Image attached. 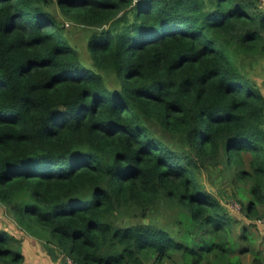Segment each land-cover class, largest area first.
<instances>
[{
	"label": "trees",
	"instance_id": "trees-1",
	"mask_svg": "<svg viewBox=\"0 0 264 264\" xmlns=\"http://www.w3.org/2000/svg\"><path fill=\"white\" fill-rule=\"evenodd\" d=\"M257 58L263 0H0V203L79 264H264ZM219 167L238 215L199 179ZM1 224L0 264H25Z\"/></svg>",
	"mask_w": 264,
	"mask_h": 264
},
{
	"label": "rangeland",
	"instance_id": "rangeland-1",
	"mask_svg": "<svg viewBox=\"0 0 264 264\" xmlns=\"http://www.w3.org/2000/svg\"><path fill=\"white\" fill-rule=\"evenodd\" d=\"M50 9L56 13L60 20L64 23L65 25V30L67 36L72 40V44L79 50L80 55L82 60H84L87 63H90L91 61V55L88 51V40L90 35L93 33L94 28H89L84 25H81L79 22L76 20L63 15V13L59 10L57 3L54 2L50 6ZM249 74L251 76H254L257 78V80L261 83L264 78V58H257L254 60L253 65L248 66ZM111 87H114V84L110 83ZM154 130H156V133L166 139L164 134L159 133V129L155 126ZM161 132V131H160ZM168 140H173L172 137L168 138ZM223 169L221 167L215 168L211 171H206L204 170L202 173L199 175V179L202 183L206 185V188H208L210 191H212L215 196L219 199H221L224 203H226L232 211H234L235 214L238 215L241 205L239 206L237 203H239L233 196L234 194V189L232 184L229 181V178L227 179L224 176ZM237 202V203H236ZM238 205L239 208L235 209L232 206L233 205ZM240 204V203H239ZM170 211V210H169ZM171 212V211H170ZM160 214L161 218L160 220L162 221V224L168 222L169 215L168 210L166 206H162L160 209ZM120 219L122 222L126 223L130 220V218L126 215V213H122L120 216ZM134 222L139 221V218L133 219ZM4 223L6 225L11 224L10 231L17 236L18 238H24V236L29 237L28 240H26V245L28 247L29 254L31 256L35 255L36 248L38 246L44 248V246L49 245L53 247L56 251L59 252V249L56 247L55 243H47L46 239H42L40 237H34L31 235H27L26 232L22 231L20 228L17 227L16 222H15V217L14 215L0 203V224ZM2 225V224H1ZM49 235L51 234L48 230H45ZM251 232V229H250ZM22 238V239H23ZM21 239V240H22ZM51 240V238H50ZM23 241V240H22ZM66 258V257H65ZM64 256L61 260H65ZM249 258V257H248ZM247 259V258H246ZM41 264V263H39ZM45 264V263H44ZM246 264H249L247 261Z\"/></svg>",
	"mask_w": 264,
	"mask_h": 264
},
{
	"label": "crops",
	"instance_id": "crops-1",
	"mask_svg": "<svg viewBox=\"0 0 264 264\" xmlns=\"http://www.w3.org/2000/svg\"><path fill=\"white\" fill-rule=\"evenodd\" d=\"M8 229L10 230L11 228V224L7 226ZM261 230H262V235L264 236V224H261ZM11 232V231H10ZM23 238V237H22ZM20 237V239H22ZM29 237L27 236H24V238L22 239V243H23V252L26 256V262L25 264H64V261L61 260L63 258V255L61 254V252L59 251H56L53 247L49 246V245H46L44 246L45 250L41 247L36 248V251H35V255L34 256H31L29 254V251H28V247L26 245V240H28ZM250 264V260H247Z\"/></svg>",
	"mask_w": 264,
	"mask_h": 264
},
{
	"label": "built area",
	"instance_id": "built-area-1",
	"mask_svg": "<svg viewBox=\"0 0 264 264\" xmlns=\"http://www.w3.org/2000/svg\"><path fill=\"white\" fill-rule=\"evenodd\" d=\"M263 2H264V0H263ZM233 208H235V209H238L239 208V206L236 204V205H233L232 206ZM259 223L260 224H264V220L263 221H259ZM65 258V257H64ZM64 264H79V263H77L76 261H74L72 258H70V257H66L65 258V262H64Z\"/></svg>",
	"mask_w": 264,
	"mask_h": 264
}]
</instances>
